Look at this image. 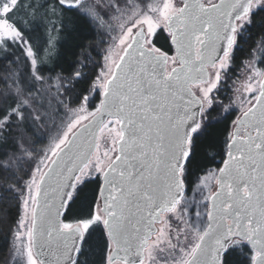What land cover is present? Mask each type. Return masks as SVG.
Instances as JSON below:
<instances>
[{
  "label": "snow or ice",
  "instance_id": "snow-or-ice-1",
  "mask_svg": "<svg viewBox=\"0 0 264 264\" xmlns=\"http://www.w3.org/2000/svg\"><path fill=\"white\" fill-rule=\"evenodd\" d=\"M0 227L5 264H264V0H0Z\"/></svg>",
  "mask_w": 264,
  "mask_h": 264
},
{
  "label": "trees",
  "instance_id": "trees-1",
  "mask_svg": "<svg viewBox=\"0 0 264 264\" xmlns=\"http://www.w3.org/2000/svg\"><path fill=\"white\" fill-rule=\"evenodd\" d=\"M71 15L72 14L69 13V16ZM82 37H86L87 39L84 40L82 39ZM98 38L99 37L97 31L91 28V26L74 34L72 37H67V36L62 37L58 44L60 58L57 62L63 64L64 61L67 60L70 56L74 58L76 55H80L81 49L77 46L78 43L82 42L87 44L89 41H95ZM100 50H101L100 45L96 46L95 44H93V46L88 48V51L84 53L85 55L90 57L88 61H85V63H87V68L85 69L86 72L91 73L98 71L97 65H99L101 62ZM229 90L230 87L227 86L225 88V91L222 93L226 101H227V97L229 96ZM219 160L220 157H217V162H219ZM9 240L10 237L7 235L6 229L0 227V264H5L8 254Z\"/></svg>",
  "mask_w": 264,
  "mask_h": 264
},
{
  "label": "rangeland",
  "instance_id": "rangeland-1",
  "mask_svg": "<svg viewBox=\"0 0 264 264\" xmlns=\"http://www.w3.org/2000/svg\"><path fill=\"white\" fill-rule=\"evenodd\" d=\"M100 47H101V50H100V59H101V62H100V64H102V63H103V59H102V58H103V55L105 54V51H106L108 45H107V44H103V43H101V44H100ZM238 74H239V72H238ZM233 79H235V77H233ZM227 86H229L230 89H231V88L233 87V86H232V82L229 81V83H228ZM236 86H239V81H237ZM229 96H232V91H231V90H229ZM233 98H234V97H233ZM236 113L238 114V111H237ZM45 142H46V140H45ZM189 195H191V193H190ZM9 241H10V240H9Z\"/></svg>",
  "mask_w": 264,
  "mask_h": 264
}]
</instances>
